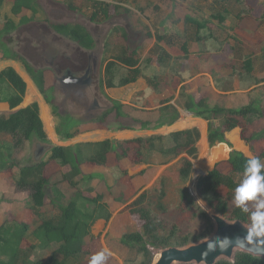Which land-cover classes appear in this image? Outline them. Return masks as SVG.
Segmentation results:
<instances>
[{"label":"trees","instance_id":"16d2710c","mask_svg":"<svg viewBox=\"0 0 264 264\" xmlns=\"http://www.w3.org/2000/svg\"><path fill=\"white\" fill-rule=\"evenodd\" d=\"M230 1L222 0V3L225 4ZM7 2L14 4L13 14L19 16L22 15L24 10H33L36 0H0V7ZM94 4V14L92 16L94 20L98 17V13H103L106 18L110 17L111 14L107 12L108 7L105 3L99 1ZM71 8L77 9L73 6ZM249 8L253 9L252 7ZM222 9V13L211 16L209 20H200L193 16L185 18V22L191 25L194 33L191 34V38H187L180 46L183 55L188 54V43L190 41L201 42L216 38L212 33L210 24L215 20L222 25L231 14L226 5ZM20 17L22 23L29 21L24 15ZM263 21L264 18L261 22L263 23ZM16 28L17 26L14 22H7L4 29L0 30V40ZM53 28L56 33L77 43L85 50L95 48V41L90 32L81 25L63 24L55 25ZM123 38L125 49L123 55L116 58V62L129 70V75L131 76H127L119 84L126 86L136 82L143 75V69L152 68L154 59L148 58L142 69L137 48L130 46L127 33H123ZM165 42L167 47L164 45ZM175 43V39L172 36H157L154 55L156 56V64L159 67L165 68L167 61L171 60L168 47H175ZM0 45H2L1 42ZM6 56L10 57L8 53ZM116 62H111L107 65V72L109 71L108 87H116L113 83L116 77L114 72ZM242 69L246 75L252 74L253 63L251 57L243 60ZM174 72L175 76H177L173 79L171 78V80H174L173 83L176 85H180L182 83L180 70ZM256 83L260 82L257 81ZM38 84L40 91L47 97L48 91L45 90L44 80L40 79ZM189 88L185 86L181 91L182 108L194 116L209 122V143L211 147L222 143L231 147L226 135L236 128L242 129L243 140L252 148H254L256 142L264 140V129L250 136L247 135L249 127L264 120V95H260L249 105L229 109L211 105L203 98L197 99V97L193 96V93L189 92ZM25 94L26 84L13 68L0 72V103H7L9 109L14 110L22 104ZM47 101L52 103L48 97ZM117 109L119 110L117 112L118 117L121 118V105L117 106ZM217 122H219V125L216 124ZM160 127H162L161 123L157 125V128ZM119 128L125 129L123 127ZM142 128L148 129L149 124L143 123ZM58 131L60 134L65 132L63 135L65 139L74 137V134L69 132L68 124H61ZM0 135H9L13 139L11 145H0V176L4 171H11L14 167L19 168L15 162H12V154L16 150H21L25 143L33 139L47 145L51 152L48 161L23 166L19 168L18 173L14 174L17 189L30 193L31 204L28 208L35 216L36 222L35 224H28L20 220H7L0 226V264H86L84 258L91 254V251L86 250L88 247L86 241L88 238H93V227L100 218L105 216L107 210L102 202L103 194L101 192L95 193V189L85 186L86 183L94 179V175L88 176L84 174L83 166L87 163L99 166L106 165L107 156L119 150L121 153L119 152L117 156L118 161L130 159L129 151L124 146L134 143L137 146L133 150L132 163H142L146 155L153 152H160L164 157L175 159L186 155V157L181 159L179 165L180 180L186 183L193 172V160L198 156L197 143L200 139L199 130L194 128L171 134L168 138L170 145L165 143L164 137L153 136L149 139H136L125 143L107 140L85 146L52 147L49 146L37 103L7 117H0ZM84 147L89 148V150L93 147L95 155L86 158L84 156ZM5 153L8 156H5ZM255 156L264 159V151ZM245 160L246 156L242 152L233 150L228 160L230 170L223 172L216 167L209 171L206 176L198 179L197 189L201 198L214 212L228 220H240L253 227L251 221L252 212L250 210L244 212L241 208L234 206L233 200L234 189L240 183L236 178H243ZM50 162H55L62 168L69 169L67 173L61 172L54 176L57 181L59 179L55 183L52 182L54 177L45 175V168ZM125 175L126 172H122L121 178ZM59 184H67L74 191L73 195L67 198L58 187ZM49 189L56 196V200H52L51 203L58 209L59 213L57 215L49 216L47 210ZM223 191L226 192L224 193ZM148 195L149 192H145L129 207V212L139 229L125 234L121 238V243L124 246L136 251L141 257L139 264H153L154 257L160 250L169 247L188 246L207 238L213 232L212 220L202 208L195 206V202L187 192L181 191L183 203L187 204V209L192 212L194 217L204 219L207 224L206 230L198 235L181 234V230L177 225H173L171 229H168L163 221L156 218L153 212L145 207ZM65 197L67 200L63 202ZM162 199H164V191L161 192V201ZM163 207V204H159L160 209L164 210ZM29 235L37 241V244L29 243ZM53 246H56V249L52 251L46 260H29L30 253L34 254L37 248L48 250ZM217 264H264V259L238 253L235 262L220 261Z\"/></svg>","mask_w":264,"mask_h":264},{"label":"crops","instance_id":"0c3cea01","mask_svg":"<svg viewBox=\"0 0 264 264\" xmlns=\"http://www.w3.org/2000/svg\"><path fill=\"white\" fill-rule=\"evenodd\" d=\"M39 1L40 0H36L33 10H24L22 12V15L29 20L25 23H22L20 17L22 15L16 16L13 14L14 4L12 2H7L0 7V30H3L5 24L9 21L14 22L17 26L14 31L2 39H10L12 35L23 28L24 30L22 32L28 34V36L21 41L26 43L25 46H23L25 59L19 56V54L12 52L7 47L8 44L5 43H3L5 45H3V48H6V53L1 54L2 45H0V72L8 68H13L26 84V94L22 104L18 108L10 110L7 103H0V117H7L37 103L39 106L40 118L43 122L47 140L50 144L49 146L52 147L85 146L107 140L125 143L136 139H149L153 136L164 137L165 143L168 145V138L171 134L196 128L200 132V139L197 143V161L200 167L204 166L207 168L208 166L210 171L218 167L221 171L228 172L230 170L228 160L233 150L242 152L246 157L257 155L255 150L258 146L263 144L264 140L256 142L254 148L247 147L241 137V128H236L227 133L226 137L231 147L223 143L215 147H210L209 122L184 110L182 108L180 94L183 87H190L189 92L193 93V96L197 97V99L203 98L211 105L229 109L249 105L253 100L257 99V97L264 95V39L260 40L257 35L263 23L261 20L258 21V16L255 17V14L259 15V4L264 3V0H247L246 4L253 8V12H251V15L249 14L248 17L239 16V14L237 16L238 18H236L237 24L235 28L238 32L240 31L238 28H241L242 30L240 33L247 37H245L244 40H234L230 42V44H228V49H230L229 52L225 50L227 48L226 43L224 44L219 37L215 36V39L209 41H190L188 43V54L185 56L175 54L176 56L174 55V57L176 58H184L186 64L185 67L181 66V70L179 69L182 83L180 85L174 83V89L172 91L171 88L168 87L169 85L165 86L163 83L162 86H158L159 89L153 87L152 77L159 76V71L162 69L161 67H153L151 69L152 74H144L145 78H141L142 75L134 82L142 86L141 89L136 88L139 92V96L141 94L140 98L147 97L155 101L156 99L160 100L170 95L171 99L167 102L158 100L157 103H153V105L148 108L138 107L136 108L137 110H134L133 108H129L130 104L125 100L126 95H123L124 86L114 83L117 75L113 80L116 87H108L104 81L102 87L106 95L113 100L119 101L121 105V118L118 117L117 113L119 112L117 109L119 104L114 101H112V108L108 109L106 114L101 116L97 114L96 116L88 118L74 117L69 111L68 113L60 114L58 113V107L55 105L54 99L48 95L47 97L51 99L52 103L47 101L46 95L39 89L38 83L40 79L44 80L45 90L48 91L47 93H53L54 95L60 94L57 90V86L59 85L57 78L61 76V74L56 72L55 66L64 65L67 61H72V59L80 53L87 57H93V55H95L96 59L97 55L93 54L96 48L85 50L77 43L56 33L53 28L55 25L74 23H50L47 18H42L43 12H40L37 8ZM55 5H57V3H55ZM192 32H194L193 29ZM42 35L49 36L44 39H38V37ZM177 35H181V33ZM2 39L0 42H2ZM35 43L40 45L36 46ZM53 48H56L53 55H48ZM7 53L10 57L6 56ZM248 57L252 58L253 72L252 74L246 75L242 69V62ZM34 64L38 67L34 68ZM108 64L109 63L106 62V70ZM118 64L119 63L116 62V66ZM103 79L104 78H102V80ZM123 79L124 78H122V80ZM257 81L260 83L257 84ZM93 83L92 80L89 86H93ZM99 86L101 88V81L99 82ZM99 86H97V90H99ZM117 87H122V93L120 98L114 99L113 96L116 94L113 93L116 89L113 88ZM137 100L139 101L140 99ZM61 105L65 108L70 105L72 107L70 102ZM113 111L115 115L111 116ZM64 112L67 111L64 110ZM56 117H58L60 121L57 122ZM67 118L75 119L72 125L68 124ZM261 122L262 121L258 123L261 125ZM63 123L69 125V132L74 134L72 139H65L63 137L65 132L62 134L59 133L58 128H60ZM143 123H148L149 128L143 129ZM160 123L162 127L157 128V125ZM216 124L219 125V122ZM119 127L125 129H120ZM12 143L13 139L11 136L0 135V145L7 146ZM43 145L44 144L39 143L36 139L25 143V146L21 150H16L12 154V162H15V164L21 168L23 166H30L48 161L51 152L47 145ZM136 146L137 145L134 143L124 146V148L129 151L130 159L118 161L117 156L119 155V150L107 156L106 165L99 166L87 163L82 168L84 174L88 176L94 175V179L86 183L85 186L95 189V193L101 192L103 194L102 202L107 210L105 216L95 223L93 233L96 226H103L102 230H98L96 235H100L102 239L111 238L114 241H118L123 247L124 245L121 243L122 236L139 229L129 212V207L138 200L142 194L155 187L171 166L176 165L179 160L186 157V155H183L176 159L168 158L164 157L160 152H153L152 154L146 155L142 163H132L133 150ZM94 155L95 149L93 147H91V150L84 147V156L86 158L93 157ZM218 155L223 157L221 159L215 158ZM5 156H8V154L5 153ZM204 161L206 164H204ZM23 163L26 164L23 165ZM19 168L14 170V173H18ZM222 168L225 170H222ZM61 172L67 173L69 169H64L55 162H50L45 168V175L47 177H54ZM122 172H126V175L121 178ZM10 173L12 174V172ZM5 174L6 173H3L0 176V193L5 195L7 192L9 195H5L3 201L0 203V226L7 220L19 219L28 224H35V216L28 208L31 204L30 193L18 190L14 178L12 176L6 178ZM207 174L208 173L203 176ZM106 176L118 177V192H115V190L112 191L111 185H109L106 180ZM128 227L130 231L127 230ZM111 256L116 257L117 255L111 254ZM124 261L126 262L127 260Z\"/></svg>","mask_w":264,"mask_h":264},{"label":"rangeland","instance_id":"374dc122","mask_svg":"<svg viewBox=\"0 0 264 264\" xmlns=\"http://www.w3.org/2000/svg\"><path fill=\"white\" fill-rule=\"evenodd\" d=\"M99 1L107 5V12L111 14L109 18H106L103 13H98V17L95 20L92 18L94 14V3ZM55 3H57V5H55ZM246 3L247 0H231L230 2L225 4L222 3V0H40L38 2L37 8L40 12H43L42 18H47L50 23L73 22L74 24L83 26L90 32L92 38L95 41V46H97L93 51V54L97 55V59L95 55H93L94 60L96 59V62H98L97 74L93 77V86H91L85 93L87 108L90 109L94 105V103L97 102L98 106L96 107V109L93 112H88L84 108H75L73 105L72 107L70 105L65 108L61 105L62 96L60 94L54 95L53 93H48V95L52 99H54L55 105L58 107V113L65 114L69 111L71 112L72 116L77 118H88L91 116H96L97 114L101 116L106 114V111L108 109L112 108V101L119 104V101L113 100L106 95L102 85H104V81L105 84H107L109 80V71L107 72V70L105 69L106 62H116V58L120 55H123L125 49L123 33H127L130 46L132 48H137L142 69L144 68L146 60L148 58L154 59L152 68L159 67L156 64V56L154 55V49L157 44V36H172L175 39L176 46L173 48L171 46L168 47L169 53L171 54V60L167 61L166 67L164 66L165 68L162 67V69L159 71L160 74L158 77H152L153 87H155V89H159V85L162 86L163 84H165V86L169 85L168 87H170L172 91L174 89V80L172 81L171 78L173 79L177 76H175L174 71H177L179 69L181 70V66L185 67L186 64L184 62V58H176L174 57V55L178 54L185 56L183 55L180 46L186 41L187 38H191V34L194 33L192 32L191 25L185 22V18L187 16H193L200 20H209L211 19V16L222 13V7L226 5L231 13L227 21L224 24L220 25V23L213 20L210 24V28L212 29V33L215 36L219 37V39L223 41L224 44L226 43L227 48L225 50L229 52L230 49H228V44H230V42L234 40L245 39V36L240 33L242 29L238 28L240 30L238 32L235 28L237 24L236 18H238L237 16L239 14V16L248 17L249 14L251 15V12H253ZM71 6L77 9H73L71 8ZM258 10L259 15L255 14V17L258 16V21H260L264 18V3H260ZM260 28V30L258 31L260 35L258 33L257 35L261 40L264 39V21ZM23 30L24 28L12 35L10 39H2L1 54L6 53V48H3V43H5L8 44L7 47L12 52L19 54V56L25 59L23 46H25L26 43L21 41L25 37H27L28 34L22 32ZM179 33H181V35H177ZM35 45L39 46L40 44L35 43ZM164 45L167 47L166 42ZM55 50L56 48L50 50L48 55H53ZM37 67L38 66L34 64V68ZM152 68L149 67L147 70L143 69V76L141 78H145L144 74H152ZM114 72L117 75L116 80H114V83L116 85L120 84L122 78L131 76L129 75L128 68L123 67L120 64L115 67ZM102 78L104 79L102 80ZM100 81L101 88L99 86ZM97 86H99V90L96 89ZM136 88L141 89L142 86L138 83H132L128 86H124L123 95H126L125 100H127L130 104L129 108H133L134 110H137L136 108L138 107L148 108L153 105V103L158 102L159 99H156L154 101L153 99H149L147 97L140 98L141 94L139 96V92L138 90H136ZM113 89H116L113 93L116 94L115 96H113L114 99L120 98L122 87ZM137 99L140 100L138 101ZM170 99L171 96L167 95L160 100H163V102H167ZM64 110H66L67 112H64ZM113 113L114 111L111 113V116L115 115V113ZM56 118L57 122L60 121L58 117ZM73 120L75 119L67 118L68 124L72 125L74 122ZM78 124L81 125L80 123ZM263 127L264 120H262L261 125L257 122V124H255L254 126L248 128L247 135L250 136L255 132H261ZM246 146L250 147L248 144H246ZM255 151L257 155L264 151V141L263 144L258 146ZM197 159L198 158L193 160V172L188 182L183 183L180 180L179 165L181 160H179L176 165L171 166L166 171L165 176L162 177L160 181H158L155 187L151 188L148 191V199L145 202V207L152 211L156 218L163 221L168 229H171L173 225H177L181 230V234L198 235L200 233H203L207 228L206 221L202 218L194 217L192 215V212L187 209V204H184L181 198V191H185L192 197L193 201L195 202V206H199L204 211L205 207H209L207 203L204 202V200L201 198L198 192L197 182L200 177L210 171V168H208V166L207 168H205L204 166L200 167ZM25 164L26 163H23V165ZM204 164H206L205 161ZM201 169H204V172L198 173V171ZM14 170H17V167H14L11 171H4L3 173H6V178H10V176L14 178ZM222 170L225 169L222 168ZM10 172H12V174ZM54 178L52 179V182L55 183L59 181V179L57 181L56 178ZM236 179L237 181L241 182L243 178L237 177ZM106 180L108 184L111 185L112 191H119L117 176H106ZM58 187L62 190L64 195L67 196V198L72 196L74 193V191L67 184H59ZM163 191L164 199H162L161 201V192ZM223 192L225 193L226 191ZM48 194L49 197L47 199V210L49 212V216L57 215L59 211L55 207V205L51 203L52 200H56V196L51 191V189L48 190ZM5 195H9V193L6 192ZM5 195L3 193H0V203L3 201ZM66 200L67 199L65 197L63 199V202H66ZM159 204H163L164 210L159 208ZM249 210L251 212L255 210L254 204H249ZM102 227L96 226V228L94 229V233L92 231L93 238H88L86 241V244H88L86 250L91 251V254L85 256L84 258V261L86 260V264H90L92 255L99 253L105 248L109 249L111 254L117 255L116 257L109 256L105 264L140 263L141 257L137 254L136 251H132L125 246L123 247L120 242L114 241L111 238L102 239L100 235L97 236L96 233L98 232V230L101 231ZM127 230L130 231V228L128 227ZM29 243L37 244V241L31 235H29ZM54 249H56V246H53L48 250H41L40 248H37L34 254L30 253L29 260H46ZM159 252L154 257V261ZM123 259L127 261L125 262Z\"/></svg>","mask_w":264,"mask_h":264},{"label":"water","instance_id":"95a60500","mask_svg":"<svg viewBox=\"0 0 264 264\" xmlns=\"http://www.w3.org/2000/svg\"><path fill=\"white\" fill-rule=\"evenodd\" d=\"M81 80L78 78L75 82L80 83ZM90 83L91 80L87 85ZM205 212L213 222L211 235L185 247L162 249L153 264H217L220 261L233 263L238 253L264 259V237H254L251 226L240 220H228L209 207H205ZM225 237L229 240H225ZM210 246L216 250L205 255Z\"/></svg>","mask_w":264,"mask_h":264},{"label":"clouds","instance_id":"9594fccd","mask_svg":"<svg viewBox=\"0 0 264 264\" xmlns=\"http://www.w3.org/2000/svg\"><path fill=\"white\" fill-rule=\"evenodd\" d=\"M243 179L234 189L233 200L242 211H249V204H254L255 210L251 213L254 237H264V159L251 155L247 156L244 164ZM229 240L228 237L224 238ZM216 249L209 247L205 255ZM111 256L109 249L105 248L99 253L92 255L90 264H105Z\"/></svg>","mask_w":264,"mask_h":264},{"label":"flooded vegetation","instance_id":"af4514ba","mask_svg":"<svg viewBox=\"0 0 264 264\" xmlns=\"http://www.w3.org/2000/svg\"><path fill=\"white\" fill-rule=\"evenodd\" d=\"M43 36V37H42ZM38 39L46 38L49 35H42ZM56 72L61 74L57 78L59 85L57 90L62 95V104L70 102L75 108H84L88 112H92L98 106L95 102L94 105L89 109L87 108L86 91L90 88L88 81L93 80V77L97 74V62L96 59L87 57L82 53L78 54L72 59L67 61L66 64L55 66ZM82 79L80 83H76V79Z\"/></svg>","mask_w":264,"mask_h":264},{"label":"bare ground","instance_id":"6f19581e","mask_svg":"<svg viewBox=\"0 0 264 264\" xmlns=\"http://www.w3.org/2000/svg\"><path fill=\"white\" fill-rule=\"evenodd\" d=\"M222 153V152H221ZM224 156H225V154H224ZM223 156H220V155H218L217 157H215V158H218V159H221ZM219 161V160H218ZM212 163V162H211ZM204 172V169H201V170H199L198 171V173H203Z\"/></svg>","mask_w":264,"mask_h":264}]
</instances>
